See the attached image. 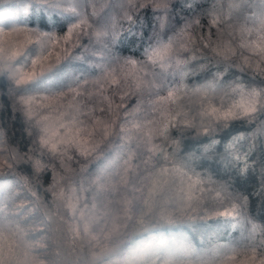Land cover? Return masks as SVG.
I'll list each match as a JSON object with an SVG mask.
<instances>
[{"label": "snow or ice", "instance_id": "6c2138e0", "mask_svg": "<svg viewBox=\"0 0 264 264\" xmlns=\"http://www.w3.org/2000/svg\"><path fill=\"white\" fill-rule=\"evenodd\" d=\"M211 3L33 0L26 26L0 30V264H264V223L232 176L258 172L264 199V0ZM149 7L150 34L125 55L124 25ZM204 14L215 39L197 31ZM9 104L26 149L6 139ZM209 216L240 238L140 242Z\"/></svg>", "mask_w": 264, "mask_h": 264}, {"label": "trees", "instance_id": "16d2710c", "mask_svg": "<svg viewBox=\"0 0 264 264\" xmlns=\"http://www.w3.org/2000/svg\"><path fill=\"white\" fill-rule=\"evenodd\" d=\"M33 0H0V30L10 31L11 27L16 25V28L26 26L30 18L37 15L35 9L29 7ZM198 4L201 5L200 8L195 9L197 14L204 12L205 9L212 6L211 0H196ZM218 7L220 5H217ZM227 5L225 4L224 7ZM28 9L27 11L25 9ZM177 19H183L187 15H190L188 9H181L178 7L176 9ZM245 16L252 15L249 10L244 11ZM136 24L132 27V31L128 32L129 25L125 24V31L122 33V44L120 47L126 49L125 55H129L133 52L139 53L140 43H141V33L151 32L152 23V9L149 7L147 9H141L135 13ZM201 27L197 30L203 32L205 36L211 35L212 39L216 38V29L210 28L208 16L206 14L201 16ZM7 25L8 27H5ZM144 40L147 36L143 37ZM239 36L237 34V41ZM248 55V53H244ZM239 64L240 60H236ZM214 70V69H213ZM231 73L237 74L246 78H251L250 72L241 73L238 68L233 67ZM231 78V76L229 77ZM4 123L6 128V139L10 140L13 145H20L23 148L30 146V140L26 134L22 132V124L19 120H16L12 116L11 104H9L8 113L4 117ZM261 153H264V144H262L253 159L259 158ZM214 169L219 166L215 163L212 164ZM8 172H10L8 170ZM11 174V172H10ZM23 174V173H22ZM233 176V187L238 191H243L252 195L249 209L247 215L253 218L257 223H264V199L256 196L255 190L260 186L259 173H255L247 178H235ZM47 185H43L41 192L43 193V188ZM50 198V196H49ZM210 206V205H209ZM219 226V227H218ZM219 231L220 239L216 240V243L227 244L230 241H235L240 238V231L232 229L230 227H225L224 222L218 220L215 216H209L205 218L197 217L193 221L180 222L175 226L163 225L158 229H152L149 233L143 234L140 237V242L145 245H151L153 247H159L161 245L168 247H180L183 245H191L195 250H203L207 248L210 244V235L215 239L214 234ZM259 239V236L257 237ZM244 257L242 259H248V257L241 253L237 258Z\"/></svg>", "mask_w": 264, "mask_h": 264}, {"label": "clouds", "instance_id": "9594fccd", "mask_svg": "<svg viewBox=\"0 0 264 264\" xmlns=\"http://www.w3.org/2000/svg\"><path fill=\"white\" fill-rule=\"evenodd\" d=\"M66 71H67L69 74L79 73L80 68H79V66L70 65V66L66 69ZM220 175H221V176L224 175L223 170H220Z\"/></svg>", "mask_w": 264, "mask_h": 264}, {"label": "rangeland", "instance_id": "374dc122", "mask_svg": "<svg viewBox=\"0 0 264 264\" xmlns=\"http://www.w3.org/2000/svg\"><path fill=\"white\" fill-rule=\"evenodd\" d=\"M16 27H17V26L14 25V26L11 27V29H12V28H16ZM10 31H11V30H10ZM3 171H4L6 174H9V175H10V172H8V169H3ZM242 258H244V257L237 258V260H238V261L247 260V259H242Z\"/></svg>", "mask_w": 264, "mask_h": 264}]
</instances>
